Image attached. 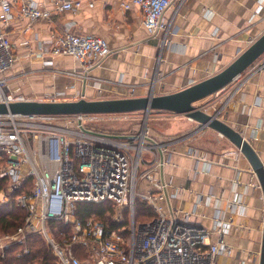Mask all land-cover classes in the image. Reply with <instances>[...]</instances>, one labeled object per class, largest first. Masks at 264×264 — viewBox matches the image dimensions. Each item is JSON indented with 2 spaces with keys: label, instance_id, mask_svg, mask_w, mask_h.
I'll return each instance as SVG.
<instances>
[{
  "label": "built area",
  "instance_id": "2783aa9c",
  "mask_svg": "<svg viewBox=\"0 0 264 264\" xmlns=\"http://www.w3.org/2000/svg\"><path fill=\"white\" fill-rule=\"evenodd\" d=\"M96 1L57 0L50 10L34 0H0V103L34 101L6 91L9 81L5 75L16 58L10 37L15 20L26 19L30 24L49 22L55 14L77 13L84 2L94 8ZM187 1L129 0L122 7L129 11L137 6L148 35L161 39L163 48ZM174 5L172 18L164 20ZM46 53L72 57L91 69L108 58L112 49L96 35L69 29L53 38L49 50L41 48L40 55ZM52 66L50 60L43 62V68ZM263 71L264 56L227 89L212 96L214 103L197 107L224 121L225 112L248 82ZM93 86L100 89V83ZM82 98L85 96L80 92L71 96L60 90L38 101L72 102ZM136 114L0 116V181L4 184L0 206L25 211L24 222L15 232L0 234V259H6L14 247L20 248L18 257L28 255L27 244L32 236L46 242L57 264H215L219 255L231 253L224 241L228 224L221 218L214 220L211 230L190 227L192 213L166 209L162 203L168 198L169 185L163 180V172L170 164L171 145L195 138L208 128L184 116L164 113L175 119L183 117L195 123L196 128L180 138L161 142L148 127L155 112H140L142 124L128 132L112 133L99 128L129 121ZM232 151L235 158L242 157L235 147ZM188 153L197 161L209 163L205 155L199 156L198 150L190 149ZM140 181L150 187L138 194ZM138 201L152 211L151 220L137 221ZM87 204H105L110 209L105 219L96 214L81 219L79 207ZM232 206L242 208L240 195L235 196ZM212 237L216 238L214 243Z\"/></svg>",
  "mask_w": 264,
  "mask_h": 264
},
{
  "label": "crops",
  "instance_id": "0c3cea01",
  "mask_svg": "<svg viewBox=\"0 0 264 264\" xmlns=\"http://www.w3.org/2000/svg\"><path fill=\"white\" fill-rule=\"evenodd\" d=\"M34 1L53 10L57 0ZM127 1L97 0L94 8L84 2L77 13L55 14L49 22L16 19L10 28L16 58L5 75L6 91L34 101L60 90L71 96L80 92L87 100L144 97L156 77L155 94L156 89L170 94L219 73L264 33V0H188L162 50L160 39L151 38L145 30L141 10L132 6L124 11L122 4ZM175 10L174 5L164 20L169 21ZM69 29L104 39L112 54L91 69L69 56L40 55L42 47L49 50L53 38ZM48 60L53 66L43 68ZM73 72L77 75H66ZM96 82L99 90L93 86ZM179 119L196 128L195 123ZM223 119L264 158V71L248 82ZM190 149L205 155L209 163L195 160ZM232 150L231 143L210 129L171 145L170 164L163 172L168 198L162 203L166 209L192 213L190 227L211 230L216 218L228 224L224 241L231 253L219 255L215 264H258L264 201L248 162L243 156L235 158ZM236 195L242 197V208L233 209Z\"/></svg>",
  "mask_w": 264,
  "mask_h": 264
},
{
  "label": "water",
  "instance_id": "95a60500",
  "mask_svg": "<svg viewBox=\"0 0 264 264\" xmlns=\"http://www.w3.org/2000/svg\"><path fill=\"white\" fill-rule=\"evenodd\" d=\"M163 50V48H161ZM264 56V33L241 52L235 60L219 73L170 94H155L154 77L149 94L144 97L87 100L72 102L26 101L6 105L0 103V116H81L128 114L140 112L172 113L184 116L196 124L221 135L231 143L248 162L251 175L261 190L264 201V162L241 131L225 121L209 115L196 104L227 89L239 76L249 70ZM157 72V70H156ZM258 264H264V226Z\"/></svg>",
  "mask_w": 264,
  "mask_h": 264
},
{
  "label": "trees",
  "instance_id": "16d2710c",
  "mask_svg": "<svg viewBox=\"0 0 264 264\" xmlns=\"http://www.w3.org/2000/svg\"><path fill=\"white\" fill-rule=\"evenodd\" d=\"M4 188V184L0 181V191ZM109 205H81L79 207V216L81 219L89 217L91 214H96L97 218L105 219ZM153 218V213L149 207L138 201L136 203V219L142 223ZM25 219V211L12 208L10 206H0V234L13 233L20 227ZM28 255L18 257L20 248H12L6 259H0V264H57L51 249L46 242L39 236L29 238Z\"/></svg>",
  "mask_w": 264,
  "mask_h": 264
},
{
  "label": "rangeland",
  "instance_id": "374dc122",
  "mask_svg": "<svg viewBox=\"0 0 264 264\" xmlns=\"http://www.w3.org/2000/svg\"><path fill=\"white\" fill-rule=\"evenodd\" d=\"M259 37V36H258ZM161 43V39H160ZM162 46V45H161ZM163 94L164 90H158L156 89V94L160 95ZM135 97L134 94L132 96H127L124 98H132ZM214 103V97H210L204 101H201L196 104L198 107H204L206 105H209V103ZM163 114V115H162ZM143 115L142 114H136L133 116V118L129 121L117 123V124H108V125H100V130L107 131V132H128L131 129L135 128L138 129L140 124L143 122ZM186 121L184 119H178V120H170L164 116V113H155L152 115L148 122V127L152 130L153 134L158 138V140L163 139L165 137H173V138H180L183 136V134H187L188 131H191V127L187 125ZM194 124V123H192ZM191 126V125H190ZM262 159V158H261ZM264 162V158L262 159ZM149 186L146 184L144 186L143 181L139 182L137 192L140 194L142 191L148 190ZM35 264H38L35 263Z\"/></svg>",
  "mask_w": 264,
  "mask_h": 264
}]
</instances>
